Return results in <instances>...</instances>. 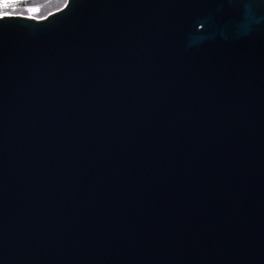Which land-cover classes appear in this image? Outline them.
I'll list each match as a JSON object with an SVG mask.
<instances>
[{
	"label": "water",
	"instance_id": "95a60500",
	"mask_svg": "<svg viewBox=\"0 0 264 264\" xmlns=\"http://www.w3.org/2000/svg\"><path fill=\"white\" fill-rule=\"evenodd\" d=\"M0 264H264V0L0 17Z\"/></svg>",
	"mask_w": 264,
	"mask_h": 264
},
{
	"label": "trees",
	"instance_id": "16d2710c",
	"mask_svg": "<svg viewBox=\"0 0 264 264\" xmlns=\"http://www.w3.org/2000/svg\"><path fill=\"white\" fill-rule=\"evenodd\" d=\"M69 0H0V17H20L36 22L63 10ZM8 4L6 8L2 5ZM5 6V5H4Z\"/></svg>",
	"mask_w": 264,
	"mask_h": 264
},
{
	"label": "rangeland",
	"instance_id": "374dc122",
	"mask_svg": "<svg viewBox=\"0 0 264 264\" xmlns=\"http://www.w3.org/2000/svg\"><path fill=\"white\" fill-rule=\"evenodd\" d=\"M4 5H5V6H4ZM4 5H2L1 8H6V6H8V4H6V3H5Z\"/></svg>",
	"mask_w": 264,
	"mask_h": 264
}]
</instances>
